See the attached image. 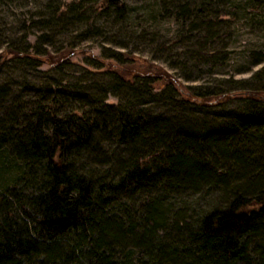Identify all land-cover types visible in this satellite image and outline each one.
<instances>
[{"label": "trees", "instance_id": "16d2710c", "mask_svg": "<svg viewBox=\"0 0 264 264\" xmlns=\"http://www.w3.org/2000/svg\"><path fill=\"white\" fill-rule=\"evenodd\" d=\"M67 5L56 21H81L80 1ZM86 18L91 27L93 20ZM107 72L123 83H139L132 94L143 97L142 104L172 105L170 116L152 120L143 109L121 119L109 133L131 144L128 155L119 157L118 170L99 179L79 173L72 160L75 153L98 145L102 127L94 114L65 116L56 103L29 112L12 108L13 114L0 122V162L14 157L29 169L43 164V176L37 191L15 183L0 185V264H264V244L251 248L250 241L264 238V187L235 192L226 207H214L192 223L164 195L214 185L212 178L220 175L217 164L210 165L216 148L226 155L235 147L233 158L242 164L254 155L252 149L242 151L246 146L256 143L264 149V89L184 95L170 77L155 89L153 74L128 79L117 70ZM211 99L221 106L233 100L245 104L240 112L215 113L219 117L214 121L202 117L193 122L184 114L190 110L186 103L207 108ZM145 186L159 187L162 194L114 212L116 193L129 195Z\"/></svg>", "mask_w": 264, "mask_h": 264}, {"label": "rangeland", "instance_id": "374dc122", "mask_svg": "<svg viewBox=\"0 0 264 264\" xmlns=\"http://www.w3.org/2000/svg\"><path fill=\"white\" fill-rule=\"evenodd\" d=\"M72 1H80L82 20L60 24L56 21L59 12ZM105 3L0 0V122L6 121L14 109H49V103H56L57 111L65 116L94 114L102 131L96 148L73 155L79 173L103 179L119 167V157L128 155L131 144L120 142L109 132L121 119L145 109L152 120L169 117L173 108L170 104H142L139 100L143 97L138 100L132 94L140 84L123 83L107 69L117 70L128 79L135 74H153L157 77L155 89L170 77L184 95L190 91L264 89V0ZM86 16L93 20L91 27ZM12 48L24 53L18 56ZM121 52V60L111 57ZM62 59L63 63L58 64ZM215 101L211 99L212 106L207 108L186 103L190 110L184 114L188 113L193 122L202 117L214 121L219 117L215 113L231 109L240 112L245 104L233 100L221 106ZM260 134L264 136V128ZM250 146L242 151L250 153L252 149L254 155L251 162L247 157L243 164L233 158L235 147L226 155L214 149L210 165L217 164L216 172L223 176H214L211 182L215 184H204L203 189L164 191L167 200L178 211L185 210L180 216H187L192 223L214 207H226L235 192L250 193L264 187V149L256 143ZM0 163V185L15 183L29 192L38 190L43 164L29 169V164L14 157ZM224 181L230 189H224ZM154 188L145 186L129 195L116 193L114 212L126 205L140 206L144 199L162 194L159 187ZM250 241L251 248L264 244V238L252 237Z\"/></svg>", "mask_w": 264, "mask_h": 264}]
</instances>
